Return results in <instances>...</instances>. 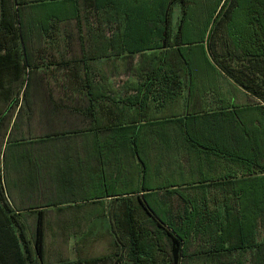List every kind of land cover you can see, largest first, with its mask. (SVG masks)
I'll return each instance as SVG.
<instances>
[{
    "label": "crops",
    "instance_id": "1",
    "mask_svg": "<svg viewBox=\"0 0 264 264\" xmlns=\"http://www.w3.org/2000/svg\"><path fill=\"white\" fill-rule=\"evenodd\" d=\"M68 1L18 7L28 62L24 78H29L27 88L32 91L24 102L20 100L21 123L14 136L19 142L13 146L36 143L37 160L22 164L31 182L40 183L42 176L45 184L68 186L62 188L75 198L66 205L30 206L24 192L7 194L6 201L22 225L30 224L35 231V215L42 210L46 232L49 216L68 217L67 223L51 222L57 232L100 233L97 226L105 225L111 240L112 218L125 209L120 200L149 198L176 225H186L184 217L195 203L198 224L205 232L236 233L242 210L251 215V203L261 202L256 231L264 241V173L254 174L251 166L237 161L239 156L264 167V118L253 106L256 100L225 77L190 81L189 60L183 58L194 55L174 40L169 43L171 21L164 14L154 15L156 0ZM211 24L197 52L204 64L195 70L215 76L221 73L209 57ZM179 32L174 27L173 33ZM225 52L218 49L220 55ZM238 115L252 129L250 135L244 136L232 124ZM35 129L36 134L30 132ZM54 150L71 156L62 164L43 159L42 154ZM125 152L130 153L128 164ZM109 185L114 189L109 191ZM118 185L131 188L118 195ZM92 187L97 188L96 197L81 194ZM94 203L101 209L93 210L89 205ZM64 208L69 212L51 214ZM21 215L34 219L27 222ZM247 223L240 220V230L246 231ZM236 255V251L233 257L221 254L219 263L235 261Z\"/></svg>",
    "mask_w": 264,
    "mask_h": 264
},
{
    "label": "trees",
    "instance_id": "2",
    "mask_svg": "<svg viewBox=\"0 0 264 264\" xmlns=\"http://www.w3.org/2000/svg\"><path fill=\"white\" fill-rule=\"evenodd\" d=\"M36 3L33 0H0V264L66 262H51L46 258L42 210L36 212L34 236L29 239L18 214L6 201L7 190L1 171L6 148L19 142L13 135L15 127L21 123L20 100L24 102L32 91L27 88L29 78L23 77L28 62L20 46L23 26L18 7ZM173 3H179L181 7L180 28L186 17L187 4L183 0H169L164 13L166 19ZM164 34L167 35V28ZM207 44L212 65L256 100L253 106L264 118V0H224L212 20ZM220 48L226 50L225 55L218 53ZM23 84L25 88L21 87ZM237 161L251 166L254 174L264 173V167L259 162L256 164V160L252 162L238 156ZM136 201L138 205L132 207L128 200L124 212L112 218L113 253L79 263L191 264L199 260L202 264H264V241L259 240L260 234L256 231V224L261 220V202L251 203V215L242 210L236 233H209L198 224L194 202L192 210L184 217L186 225L179 226L172 218L167 219L163 210L157 215L149 212L145 200ZM141 211L143 217L139 218L137 214ZM240 220L248 221L246 231L240 230ZM234 251L237 252L235 261L219 263L221 254L233 257Z\"/></svg>",
    "mask_w": 264,
    "mask_h": 264
},
{
    "label": "rangeland",
    "instance_id": "3",
    "mask_svg": "<svg viewBox=\"0 0 264 264\" xmlns=\"http://www.w3.org/2000/svg\"><path fill=\"white\" fill-rule=\"evenodd\" d=\"M33 1H36L37 2L36 4H69L68 0H33ZM124 1L110 0V4H123ZM184 1L187 4L186 17L184 22L181 24V27L179 28L180 32L178 36L173 33V30L174 27H176V29L178 28L179 26L178 24L181 19V7L179 3H175V4L173 3V5L170 7L168 11V16L171 21L170 33H172L170 34L169 37L170 38L169 43H171L174 40V43L178 42L180 44L181 46L180 49H182L185 53H187L188 50H189L188 52L193 53L194 57H188V59L183 58L187 62L189 60L188 65H189L190 81H196L201 79L202 77L203 79H208V80H214V79L216 81L225 80L223 79L224 77L221 74L213 76L211 71H206L204 69L203 71L195 70V68L201 67L204 64L199 54H197V52L199 53L200 50H202V47L204 46L205 43L206 29L209 28V24L211 23L214 16L218 13L222 3L219 4L218 0H184ZM154 4H156L153 10L154 15L160 16L161 14L165 13L166 4H168V0H156ZM20 46L21 48H23L22 42ZM23 77H25V75H23ZM236 97L240 99L239 95H237ZM235 117H234L235 122H232V124L236 125L239 131L244 132L243 133L244 136L245 134L250 135L252 129L249 128L248 123H245L237 119L239 115ZM33 125L34 124H32V127H35ZM36 131L37 130L35 129V130H31L30 132L35 133ZM250 138L251 137H249L248 139L250 140ZM252 141L253 142L256 141L255 135L253 136ZM45 153L46 154H42L44 160L49 162L60 161L61 164L65 163V160H67L66 158L69 159V157L71 156V154L69 156L68 152H64L60 150H54ZM129 154L130 153L128 152H125V154H123L124 155L123 159H125V162L127 164L128 161H130ZM37 156L38 153L36 150V143H25L18 147L16 145L14 146L9 145L6 148L4 161H1V171L3 175L2 177L5 182L7 194L21 195L22 192H24L27 195L25 196L26 199L25 202L27 203V205L30 206H34L38 204L66 205V203H69V201L75 199L71 197L68 191H65L68 188V186H62L65 187L66 188L65 189L62 187L59 188L45 184L44 181H46L47 179L43 178L42 176L40 183H38V180H36L35 182L34 181L31 182L32 177L28 174V170L22 168L23 166L22 164L28 162L29 160H34V159L37 160ZM98 181L100 182V180ZM16 183L17 184L19 183V186H16L17 185ZM29 183L31 186L29 185ZM109 186H110L109 191L111 189L112 190L114 189L113 185H109ZM122 188L123 186L118 185L116 187L115 193H118L119 195L124 190L129 191L131 187L129 185L128 186L125 185L124 190ZM81 194L84 197L89 198V197H96L98 192L96 187H94V189L92 187V191L88 190V192L85 193L84 190H82ZM120 201L123 204L128 203V200L126 199L124 200L121 199ZM131 202L137 204L135 198L134 201L132 198ZM103 203L105 206L107 205L110 206L113 204L112 202H103ZM145 203L144 204L146 205L147 209L149 208L150 210L155 211L157 215H160L159 214L160 208L158 205H155V202H153L148 198ZM89 206H92L93 210H100L102 205L100 203H94ZM58 212L66 214L69 211L67 208H64V209L52 211L51 214H56ZM142 217L143 215L141 214L139 218ZM21 218L23 220L28 219L27 222L29 220L34 219L33 217H26L24 215H21ZM48 220H50V225L46 232V238H45L46 258L48 261L50 260L51 262H57V263L61 261L62 262L66 261L64 264H77V262H83L86 259L97 257L102 254H110L113 251L112 243L110 237H108L109 234L106 232L105 225L102 228L99 225L97 226V229L100 231V233L88 232V233L72 234L65 231L59 233L56 231L58 227L54 225L55 223H51V222L61 220L67 223L69 218L49 216ZM97 220L100 221V218H97ZM25 229L29 239L32 240L34 236V228L31 227L30 224H28ZM63 229L67 230L68 226H64ZM87 229L91 231V227L87 226ZM91 237L94 238V241L91 239ZM194 264L197 263L195 262Z\"/></svg>",
    "mask_w": 264,
    "mask_h": 264
}]
</instances>
